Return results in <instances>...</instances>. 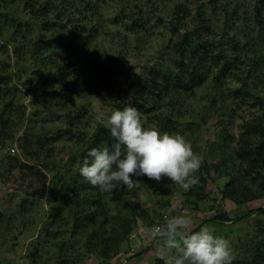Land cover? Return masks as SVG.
<instances>
[{"label":"rangeland","instance_id":"1","mask_svg":"<svg viewBox=\"0 0 264 264\" xmlns=\"http://www.w3.org/2000/svg\"><path fill=\"white\" fill-rule=\"evenodd\" d=\"M202 1L207 0H94V9L83 12L88 19L83 18L76 8L71 7V13L60 8L58 15L64 23L62 26L53 27V30L43 29L40 25L36 27L34 25L36 20L24 8V2H17L12 10L10 9L17 22L21 20L26 25L15 31L16 41L10 43L8 49L2 47L1 42L11 38L10 34L3 39L0 38V62L10 64L8 68L12 67V72L16 71L17 76L11 81L10 89L15 92L16 87L17 98L21 103L15 105L19 104L18 109L23 110L25 115H21V120L16 121L17 125L13 130L15 137L5 146H0V212L6 215L0 227V264H29V255L37 244L41 246L42 254L36 264L60 262L118 264L120 261H125L124 264H159L157 258H162L163 264H172V256L162 254L163 242L155 236L154 230L157 226L165 225V217L179 215H188L192 218L193 231H199L206 225L214 227V235L227 239L236 257H250L253 253L255 256L256 252L264 253V246L257 247V242L264 239V215L255 213L247 219L226 223L211 220L222 209L227 210L231 217H235L252 208L264 206V195L250 200L242 199L240 195H235L236 198H222V190L231 178L249 181L245 177L244 162L236 158V147L245 130V124L264 118V110L261 107L255 105L245 95L234 93V89L240 87V83L233 77L225 78L218 83L217 81L214 83V80L209 81L193 94H186L177 107L171 102L164 101L160 109L141 115L146 128L157 129L161 134L179 133L192 144L193 151L202 157V161L208 158L211 162L217 163L212 168V178L207 177L206 184L198 180L195 186L185 190L168 178L157 182L147 176L133 177L135 184L133 188L126 187L121 194L106 200L111 216L120 213L129 219L133 226L132 231L119 246L113 245L112 250L118 248L117 257L115 255L105 260L100 259L97 254H89L84 248V240H80V237L89 236L91 229H88V233L77 234L78 253L70 258H64V251L69 245L65 247L61 243L65 241L69 244L68 240H72L70 233L73 231L68 219L66 221L69 223L62 224V227L53 226L54 230H61L63 233L53 239L48 247H44L46 231L52 225L53 200L56 201L54 204L63 203L61 196L64 185L56 184L55 180L60 176L64 180L68 179L65 177L67 171L78 168L77 164L71 165L73 163L71 156L79 157L80 152L88 145L87 140L73 142L68 138L54 142L53 136L59 134L62 126L66 127L64 112L80 109L86 112L85 125L89 126L88 130L91 131L84 132L90 134L98 123L95 119L98 110L104 113L106 119L111 112L127 106V101L124 104L118 103L117 100H125L119 96L106 102L97 98L91 89V84H94L97 78L96 72L94 74L95 69H91V63L94 62L91 59H95L92 56H101V59L107 60L110 68H117L118 86L122 88L120 94L126 90L133 96L137 86L143 83L145 75L153 67H157L160 61L166 62L163 70L167 69L166 47L170 39L175 37L169 22L173 18L172 12L176 4L189 3L195 11ZM255 2L256 0L245 1V7L249 12L253 11ZM132 13L135 15L143 13L146 30L137 33H130L127 30L125 27L127 17ZM217 16L222 24V15L218 12ZM51 18L55 17L52 15ZM76 22L80 23L79 26L83 24L81 30H84L85 26L88 29L77 38H73L69 31ZM254 25L250 22L246 32L249 34L250 42L257 44L258 29L253 27ZM93 28L94 30H91ZM235 30L238 32L237 28ZM83 36L91 37L89 45H84ZM40 37L51 40L54 47L60 45L54 51H49L54 63L45 66L34 65L33 41ZM256 53L257 51H252L251 56ZM117 60L119 65H116ZM57 63L67 65L66 73L69 69L79 68L89 78L91 84L75 77L72 79L67 77L60 82L54 76ZM248 68L247 64H242L240 75L246 76ZM121 69L124 73L119 72ZM256 76V88L258 93L264 96V62L260 69L257 68ZM121 80L128 84L125 85ZM112 83L116 85L117 81L113 80ZM0 101L3 102V98ZM38 107L43 108H40L39 115L34 112ZM165 115L175 122L172 131H169L161 120ZM34 122L36 125L33 128L47 134L50 142H46L42 147L31 145L33 154L30 156L31 159L27 160L21 148V139L24 129L32 126ZM20 124L22 128L19 129ZM48 151L51 152L49 156L46 154ZM13 155L31 163L36 169L42 168L40 170L45 175L37 176L31 168L11 167L8 161L4 165L1 163L2 159ZM44 164L52 170L47 169ZM44 180L46 183H43ZM200 186H203L200 189L203 197L196 202L198 196L188 195L187 192ZM43 192L48 199L41 195ZM24 200L28 205L23 211L21 207ZM130 200L141 202L147 211L128 210L125 203ZM114 223L121 229L119 227L121 221ZM112 229L113 227H108L110 233ZM110 233L106 235L110 236ZM118 236L117 234L115 238ZM115 238L112 241L116 240ZM138 252H141V255ZM256 264H264V258Z\"/></svg>","mask_w":264,"mask_h":264},{"label":"trees","instance_id":"2","mask_svg":"<svg viewBox=\"0 0 264 264\" xmlns=\"http://www.w3.org/2000/svg\"><path fill=\"white\" fill-rule=\"evenodd\" d=\"M245 1L207 0L202 1L195 11L190 7L189 3H177L172 12L173 18L169 22L170 29L173 30L175 37L170 39L166 47L165 60H168L167 69L163 70L166 62L160 61L157 67H153L145 75L143 83L137 86L133 96H130L126 90L120 94L122 88L118 86L117 68H110L107 60L101 59V56H92L95 59H91L94 61L91 63V69H95L94 74L95 72L97 74L94 84L89 82V78L79 68L69 69L66 73L67 65L63 63H57L54 76L60 82H63L67 77L71 79L75 77V79L79 78V80L88 82L91 84V89L94 90L97 98L101 101L106 102L119 96L125 100H117L118 103L124 104L127 101V106L136 107L141 115L160 109L162 107L161 103L164 101L171 102L174 107H177L181 104L186 94H193L196 89L204 87L209 81L214 80V83L216 81L218 83V81H223L225 78L233 77L240 83V87L234 89V93L245 95L255 105L264 110V96L259 94L256 88V71L257 68L260 69L262 67V62H264V0H256L252 12L246 9ZM17 2H24V8L36 20L34 24L36 27L40 25L41 28L47 30H53V27L56 28L63 25L64 22L60 18L61 16L58 15L60 8L66 9L67 13H71V7L72 9L76 8L83 18L86 19L88 17L83 12L94 9V0H0V38H5L8 33L11 36V38L1 42L2 47L4 46L6 49H8L10 43L16 41L15 31L22 29L23 25H26L21 20L17 22L10 12V9L12 10ZM209 9H213V11L210 12ZM218 12L222 15V24H220L221 19L218 21ZM52 15L55 18L52 19ZM250 22L254 23L253 27L258 29L256 34L257 44L250 42L249 34L246 32ZM79 25L80 23L76 22L73 27H70L69 34L73 38H77L88 29L85 26L84 30H81V27L84 26L83 24L82 26ZM125 27L130 33L146 30L143 13L129 14ZM235 28L238 29V32ZM91 30H94V28ZM251 31L253 30L251 29ZM62 40L64 41L65 39L62 37ZM90 41L91 37L83 36L85 46L89 45ZM55 46L51 40L46 38L35 39L32 51L35 61L34 65L45 66L46 64L54 63L52 54L49 51H54L60 45ZM46 50L47 52L45 53ZM252 51H257V53L251 56ZM242 64H247L249 67L246 76L240 75ZM116 65H119L118 60ZM8 66L10 64L3 61L0 62V100L3 98V102L0 101V103H3L0 105V146H5L8 141L15 137L13 130L17 125L16 121L21 120V115H25L23 110L18 109L19 104L15 105L19 102L17 98L18 92L15 85V92L11 91L10 85L17 75L16 71L12 72V67L8 68ZM119 72L124 73L122 69ZM125 76L126 74H124ZM19 78L21 79V77ZM113 80L117 81L116 85L112 83ZM121 81L125 85L128 84L124 80ZM117 89L118 91H116ZM8 97L10 98L7 100ZM40 108L42 107H38V110L34 111L38 115ZM64 113H66V127L63 128L62 126L59 129V134L53 136L54 142L62 138H68L73 140V142H85L87 140L88 145L80 152L79 157L71 156V161L73 162L71 165L77 164L78 168L74 170L70 168L72 170L67 171L65 177H68V179L64 180L60 176L55 180V182L57 181L56 184L63 183L64 185L62 187L63 195L61 196L63 203L54 204L56 201L53 200L52 225L46 231L44 247H48L53 239L58 238L63 233L61 230H54L53 226L62 227V224L66 225L69 223L66 221L68 219L73 231L70 233L72 240H68L69 244H66L65 241L61 243L65 247L69 245L68 249L64 251V258H70L78 253L79 249L76 245L78 242L77 234L88 233V229H91L89 236L80 237V240H84V248L89 254H97L100 259L105 260L115 255L117 257L119 255L118 248L116 247L115 250H112L113 245L119 246L132 231L133 226L130 220L120 213L111 216L106 200L109 197L121 194L126 189V186H118L112 192H101L98 187L92 186L79 173V167L82 165L87 152L92 148H110L114 142L113 138L110 135V130L100 123L94 126L90 134H85L84 131L91 130H88L90 129L89 126L85 125L86 112H83L82 109ZM161 120L169 131L175 128V122L166 115ZM35 125L36 123L34 122L32 126L24 129L21 139V148L27 160H30V156L33 154L31 145L42 147L46 142H50V137L47 134H43L39 129L33 128ZM245 126V130L236 147V158L244 162L246 166L245 177L249 181L244 182L243 178L241 180L232 178L228 180L222 190L223 199L236 198L235 195H240L242 199L250 200L264 195V118L249 121ZM20 128H22V124L19 125ZM51 152H46L47 156ZM35 156L40 158L39 155ZM36 157L35 159H38ZM6 161L11 167L31 168L37 176L42 177L45 175L40 170L42 168L36 169L31 163L22 160L17 155L2 159L1 163L4 165ZM216 164L208 158L202 161L201 168L196 173L199 182L206 184L207 177L212 178L211 171ZM44 165L46 166V164ZM47 169L52 170L49 167ZM43 183H46L45 180ZM202 187L200 186L198 189L195 187L187 193H189L188 195H197L198 199L195 201L198 202L203 197L200 192ZM41 195L45 198L47 197L44 192ZM26 205L28 203L24 200L21 207L23 211ZM125 207L133 211H147L143 208V204L136 200L126 202ZM255 213L264 215V206L252 208L246 213L235 217H231L227 210L222 209L211 220L219 223L236 222L247 219ZM5 218L6 215L0 212V227ZM117 221H121L119 227L122 230L116 227L117 224L114 222ZM109 226L113 227L111 233L108 231ZM106 233H110V236H107ZM117 234L119 236L115 238ZM113 238L116 240L112 241ZM258 245L264 246V239L257 242V247ZM41 252V246L37 244L29 255V264H36L37 260L41 259ZM257 253L255 256L253 253L250 257H236L233 264H256V262H261L264 258V253ZM138 254L141 255V252H138ZM31 257L33 260H31ZM157 260L159 264H163L162 258H157ZM124 262L120 261L118 264H124ZM59 264H62V262Z\"/></svg>","mask_w":264,"mask_h":264},{"label":"clouds","instance_id":"3","mask_svg":"<svg viewBox=\"0 0 264 264\" xmlns=\"http://www.w3.org/2000/svg\"><path fill=\"white\" fill-rule=\"evenodd\" d=\"M95 119L110 130L111 147L92 148L87 152L80 175L101 192H112L118 186L131 189L133 177L147 176L160 182L168 178L188 190L198 183L196 173L202 157L193 151L192 144L179 134H161L146 128L134 106L111 112L105 119L98 110ZM163 227L154 230L163 242L162 254L172 256V264H233L236 256L230 242L214 235L215 228L204 226L192 230L188 215L165 217Z\"/></svg>","mask_w":264,"mask_h":264},{"label":"built area","instance_id":"4","mask_svg":"<svg viewBox=\"0 0 264 264\" xmlns=\"http://www.w3.org/2000/svg\"><path fill=\"white\" fill-rule=\"evenodd\" d=\"M159 227H160V226H157L155 229H157V228H159ZM134 234H135V233H134ZM134 234H133V235H134Z\"/></svg>","mask_w":264,"mask_h":264}]
</instances>
